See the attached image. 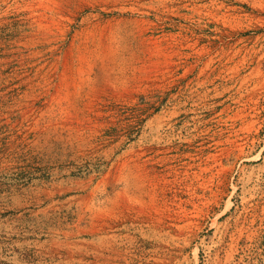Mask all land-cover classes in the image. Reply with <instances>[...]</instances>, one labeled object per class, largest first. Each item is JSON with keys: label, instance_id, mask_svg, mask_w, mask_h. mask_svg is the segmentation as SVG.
<instances>
[{"label": "rangeland", "instance_id": "374dc122", "mask_svg": "<svg viewBox=\"0 0 264 264\" xmlns=\"http://www.w3.org/2000/svg\"><path fill=\"white\" fill-rule=\"evenodd\" d=\"M0 264H264V0H0Z\"/></svg>", "mask_w": 264, "mask_h": 264}]
</instances>
